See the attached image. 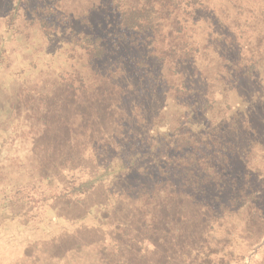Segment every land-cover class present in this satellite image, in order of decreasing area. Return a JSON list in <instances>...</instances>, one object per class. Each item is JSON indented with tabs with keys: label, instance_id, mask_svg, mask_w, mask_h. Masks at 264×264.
Returning a JSON list of instances; mask_svg holds the SVG:
<instances>
[{
	"label": "trees",
	"instance_id": "trees-1",
	"mask_svg": "<svg viewBox=\"0 0 264 264\" xmlns=\"http://www.w3.org/2000/svg\"><path fill=\"white\" fill-rule=\"evenodd\" d=\"M100 1L9 0L5 14L2 2L0 74L61 33L69 68L29 108L36 124L29 128L40 132L30 141L37 155L20 154L10 165L2 163L13 154L0 157V221L32 225L41 198L51 199L56 205L43 221L65 218L64 206L77 209L69 220L91 224L64 232L83 242L90 232L101 245L99 264L235 263L250 237L245 214L258 210L247 171L252 144L232 142L213 119L201 123L234 86L219 77L228 65L237 79L252 77L257 66L252 58L225 63L219 54L203 73L200 59L212 52L219 9L241 0ZM100 9L103 23L95 28ZM9 102L0 101V116L3 105L13 111L17 104ZM6 130L0 121V137ZM30 161L34 174L24 169ZM18 197L29 203L15 212Z\"/></svg>",
	"mask_w": 264,
	"mask_h": 264
},
{
	"label": "rangeland",
	"instance_id": "rangeland-1",
	"mask_svg": "<svg viewBox=\"0 0 264 264\" xmlns=\"http://www.w3.org/2000/svg\"><path fill=\"white\" fill-rule=\"evenodd\" d=\"M8 1L0 0V10L6 5L4 14ZM2 2L5 4L3 7ZM78 2L86 6H98L101 1L67 0L71 6ZM223 9H219L218 16L221 15V17L217 19L216 30L224 36L225 40L218 42L216 37L219 33L214 35L212 52L204 53L200 59L201 72H206L208 68L206 62L217 60L219 54L224 55L225 63L226 61L233 63L234 59L252 58L257 68L252 77L246 78L243 74L238 75L237 79L235 73L238 69L228 65L229 67L219 77L225 78L227 84L234 86L227 88L223 97H218L216 103L218 108L210 110L206 115L207 121L201 124L208 122V119H213L214 123H218L217 126L221 123L227 126L228 139L232 142L240 145L242 142L252 144L248 149L251 162L247 171L250 184L259 195L254 203L255 210L263 208L260 212H264V0H241L233 8L226 6V10ZM96 11L94 14L98 17L94 15L95 18H93L95 28L103 23V10ZM65 37L66 33L55 36L56 40L52 41L49 47H45V50L27 54L26 60L21 58L25 61L24 63L16 59L12 60L8 71L0 74V101L17 102L14 104L13 111L8 109V105H3L1 110L0 121L6 125L7 130L0 137V157L13 154L10 161L2 164L15 163L16 156L20 154L24 157L29 153L37 155L39 152L38 149H33L30 143L31 138L39 135L40 132L37 133L36 128H29L32 124L36 126L32 120V122L29 120V116L34 113L29 108H37L39 106L37 98L39 99L40 94L48 93L53 82L58 80L60 73L69 68L64 51ZM248 65L249 63H246L244 67ZM169 113L177 117L172 111ZM173 121L174 117L171 119V122ZM201 129L198 130V133H202L199 137L204 138L209 134L208 124L201 126ZM29 132H31L30 135ZM23 134L26 136L20 139L19 137ZM31 161L25 164L24 169L31 168L30 173L34 174L38 167ZM29 164H32L31 167ZM31 182L32 185H43L33 179ZM52 186L46 187L51 188ZM54 186L52 188H55ZM36 187L43 190L41 186ZM18 199L21 200L15 212L25 209L29 203L27 198L18 197ZM53 205H56L53 200L46 201L41 198L39 205L34 208L40 212L41 218L36 213L31 214L33 216L31 223H34L32 225L20 222L21 219L14 217L7 218L4 222L0 221V264H99L97 255L102 251L101 245L96 244L99 241L92 242L90 232L80 231V233L85 232L80 239L85 242L75 239V235H68L64 232L68 230L73 233L78 229L77 226L86 227L91 224L89 220L76 224L77 221L69 219L77 216L79 211L73 207L61 205V209L64 206L62 214L65 218L59 220L51 215L49 220L43 221L46 210ZM258 210L245 214L249 215L251 223L247 225L250 231V237L246 240L247 251L242 253L243 251L238 250L240 257L233 264H264V216L261 218L257 214ZM259 233L262 235L257 237ZM89 243L93 245L87 248ZM106 248L103 246V250ZM62 255L65 257L62 263L59 260L53 261V257Z\"/></svg>",
	"mask_w": 264,
	"mask_h": 264
}]
</instances>
